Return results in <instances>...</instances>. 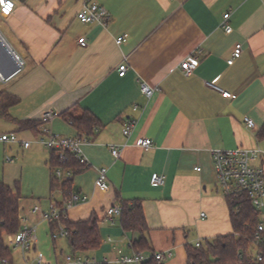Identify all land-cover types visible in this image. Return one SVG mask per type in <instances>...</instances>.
Listing matches in <instances>:
<instances>
[{
    "label": "crops",
    "instance_id": "1",
    "mask_svg": "<svg viewBox=\"0 0 264 264\" xmlns=\"http://www.w3.org/2000/svg\"><path fill=\"white\" fill-rule=\"evenodd\" d=\"M92 1L109 14L106 27L76 18L83 0H16L12 14L0 17V35L23 62L20 72L0 81V102L5 95L16 99L3 115L0 105V135L12 133L29 142L45 128L74 138L77 132L62 115L90 112L99 127L84 137L89 143L81 150L88 166L73 177L69 190L88 201L67 211L71 222L92 214L99 219L101 246L83 255L109 261L118 251L134 252L129 244L140 235L123 231L120 218L109 224L104 215L112 205L140 200L151 248L142 253L170 251L161 263L188 264L185 247L193 240L232 233L211 153L264 151V134L258 136L264 125V0ZM225 14L230 33L221 26ZM122 36L125 41L117 44ZM79 38L86 40L85 47L77 44ZM237 44L240 56L228 65ZM190 56L198 65L185 76L180 63ZM124 59L128 69L120 77L117 67ZM141 84L153 90L149 98ZM221 91L234 98H224ZM47 113L52 118L43 122ZM138 138L150 139L152 146L143 150L135 145ZM110 145H125L118 159ZM49 160L50 151L35 144L24 149L0 142V183L18 187L19 215L31 226L46 222L41 212L52 197L58 206L63 200L51 193ZM259 160L264 171V158ZM99 168L107 169V192L94 187ZM154 175L162 177L161 185L153 184ZM34 207L39 212L32 213ZM36 240L23 253L13 250L11 263L35 264ZM51 253L52 260L41 254L48 264H57L53 248Z\"/></svg>",
    "mask_w": 264,
    "mask_h": 264
},
{
    "label": "built area",
    "instance_id": "2",
    "mask_svg": "<svg viewBox=\"0 0 264 264\" xmlns=\"http://www.w3.org/2000/svg\"><path fill=\"white\" fill-rule=\"evenodd\" d=\"M15 2L16 0H0V17H9L14 11ZM76 18L83 24H96L102 27H106L110 20L107 11L92 0H83V5L77 12ZM228 18L229 14H225L221 25L225 33L231 32V28L227 24ZM125 38V36L118 37L116 43H123ZM77 44L81 47H85L87 42L84 38H79ZM240 53L241 45L237 44L233 50L232 57L227 61V64L231 65L235 59L239 58ZM17 64L20 72L23 68V62L19 58ZM197 65V59L190 56L180 63V69L185 76H189L194 72ZM127 69L128 67L124 59L117 67L118 76L123 77ZM0 81L4 82L1 78ZM140 91L148 98L153 92V90L145 84L140 85ZM221 93L224 98H234V96H231L229 93L222 91ZM51 118L52 115L47 113L43 117V122H46ZM243 121L248 129H255L253 122L249 118L244 117ZM133 124L134 123L130 122L124 126L122 134L125 138L131 134ZM0 142L20 143L24 149H28L32 144H35L50 152H54L61 162H64L67 159L65 155L69 154L83 167L86 168L88 166V161L81 150L82 145L89 143L84 137L73 138L56 136L43 128L40 135H38L33 141L19 142L16 136L11 133L1 134ZM135 145L143 150H148L152 146V141L147 138H138ZM124 146L125 145L109 146L110 154L113 159L119 158L121 149ZM211 154L217 186L226 201H230V203L232 202V206L228 207L229 213L232 215L238 214L241 208L239 203L243 201L249 204L257 214V223L254 226L252 235L248 239V243L250 256L257 263H260L264 260V171L262 167L255 165V161L264 158V151L259 148H236L224 151L216 150ZM96 172L97 176L94 182L95 189L107 192L110 187L107 177V169L99 168ZM53 176L61 185L65 182H71L74 177V172L69 168L56 167L53 170ZM152 182L155 185H161L163 179L159 175H154ZM59 192L62 195L61 189H59ZM87 201L88 197L86 195L69 190L64 191L63 200L61 201L62 203L60 206H58L53 197L50 199L49 209L45 212H41V218L49 224H55L53 231H50L51 240L57 241L68 238L71 232L63 224V222L67 220V211L72 207L84 204ZM37 212H39V209L34 207L32 213ZM121 213V203L112 205L106 210L104 221L109 224H114V218H120ZM18 220L20 229L17 234L7 236V245L11 249H18L23 253L37 243L35 236L36 226L28 225L27 219L21 215H18ZM108 241L110 240L108 239ZM205 241L207 240L197 238L193 240L191 244L195 248H199ZM129 247L131 248L130 244ZM169 257H171L170 251H166L165 253L132 252L131 254H123L121 251H118L116 257L112 260L97 261L80 253H68L63 256L62 261L59 264H145L152 259L162 262L165 258ZM0 264L12 263L7 259H3L0 260ZM35 264L48 263L44 256L38 252L35 256Z\"/></svg>",
    "mask_w": 264,
    "mask_h": 264
},
{
    "label": "trees",
    "instance_id": "3",
    "mask_svg": "<svg viewBox=\"0 0 264 264\" xmlns=\"http://www.w3.org/2000/svg\"><path fill=\"white\" fill-rule=\"evenodd\" d=\"M16 103V99L5 95V102L1 100V114L11 105ZM77 132V137H88L93 135L94 130L99 127L98 120L88 111H83L80 117H74L69 112L62 115ZM27 124V123H26ZM264 134V125L258 136ZM67 159L61 162L54 152H50L49 166L51 171L56 167L69 168L73 170L74 176L84 171L86 168L80 165L73 156L66 154ZM71 182H65L61 185L55 177L51 180V193L61 189L62 195L64 191L70 190ZM18 187L15 190L0 183V260L7 259L11 262V248L6 244L7 236L18 233L20 229L19 215V193ZM122 213L120 216V226L125 232H135L140 235L137 242L131 244L134 252L150 251L147 240L148 226L144 217L142 203L140 200L122 201ZM228 207L232 206V202H228ZM241 203V204H240ZM240 211L238 214H230V223L232 233L226 236L216 237L211 241H205L199 248L193 245L185 247L186 258L188 264H264V260L257 263L250 256V248L248 239L252 235L254 226L257 223V214L245 202H240ZM238 204V203H237ZM108 209V208H107ZM106 209V210H107ZM105 210V214H106ZM105 216V215H104ZM64 226L71 232L65 243L69 253L85 254L93 252L101 246V238L99 234V219L92 214L89 219L84 221L71 222L66 220ZM50 231H53L55 224L51 223ZM53 251L57 264L61 263L65 255V249L57 245V241L51 240ZM145 264H163L160 261L150 260Z\"/></svg>",
    "mask_w": 264,
    "mask_h": 264
},
{
    "label": "rangeland",
    "instance_id": "4",
    "mask_svg": "<svg viewBox=\"0 0 264 264\" xmlns=\"http://www.w3.org/2000/svg\"><path fill=\"white\" fill-rule=\"evenodd\" d=\"M262 148H264V143L261 145ZM260 164V160L258 159L257 161H255V165H259ZM53 194H55L54 196H56V199L58 200V196L59 194L61 195L60 192H56L54 191ZM35 204H32L31 206H34ZM35 217V215H34ZM48 224L45 222L43 223H38V225L36 226V231H35V236L38 239V250L49 260H52V253H51V249L53 248L52 245V241L50 238V232L48 229ZM193 238V236L190 237V239ZM61 243L57 242V245L62 248L65 249V254H68L69 251L66 247V243L65 241H62V245H60ZM52 247V248H51ZM13 252V249H11V253Z\"/></svg>",
    "mask_w": 264,
    "mask_h": 264
},
{
    "label": "water",
    "instance_id": "5",
    "mask_svg": "<svg viewBox=\"0 0 264 264\" xmlns=\"http://www.w3.org/2000/svg\"><path fill=\"white\" fill-rule=\"evenodd\" d=\"M18 58L0 35V78L7 81L19 72Z\"/></svg>",
    "mask_w": 264,
    "mask_h": 264
}]
</instances>
